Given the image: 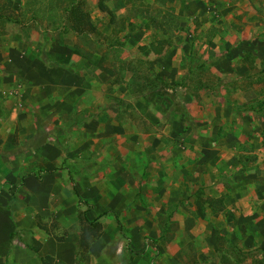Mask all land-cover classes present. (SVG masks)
Here are the masks:
<instances>
[{"label": "crops", "instance_id": "obj_1", "mask_svg": "<svg viewBox=\"0 0 264 264\" xmlns=\"http://www.w3.org/2000/svg\"><path fill=\"white\" fill-rule=\"evenodd\" d=\"M90 1L0 0V175L16 180L26 174V161L71 159L91 147L105 159L100 149L111 141L120 161L112 206H142L133 200L141 191L156 210L146 221L166 217L170 237L178 233L174 239L184 240L196 261L223 264L225 254L227 264H264V28L252 27L256 0H177L173 31L186 38L160 49L131 40L129 55L110 71L105 56L76 43L78 33L90 36L93 19L101 22L99 32L115 30L113 12L101 0L91 10ZM126 26L151 34L145 14L131 15ZM225 30V42L218 33L208 42L193 38ZM111 43L105 37L99 46ZM192 47L222 51L197 56L196 65ZM124 62L151 68L120 67ZM11 160L22 161L21 170ZM14 213L4 219L0 264H43L45 255L50 264H108L105 228L87 247L78 242L89 235L74 233L38 253L12 245L16 227L35 225ZM219 239L235 247L224 250ZM181 246L169 243L166 255L176 256Z\"/></svg>", "mask_w": 264, "mask_h": 264}, {"label": "rangeland", "instance_id": "obj_2", "mask_svg": "<svg viewBox=\"0 0 264 264\" xmlns=\"http://www.w3.org/2000/svg\"><path fill=\"white\" fill-rule=\"evenodd\" d=\"M88 4L91 10L98 8L97 1L92 0ZM101 4L106 7L108 13L113 12L111 17L114 16V20L116 19L115 30L101 33L98 29L101 22L98 19H93L90 36L87 33H78L76 43L89 45L87 49L93 54L105 56L109 71L112 70L111 67L114 68L117 65L113 62L115 59H119L122 55H129L131 47L128 46L131 40H151L160 49L166 40L176 38V36L181 39L186 38L184 33L173 31L178 26L175 14L177 0H101ZM251 7L252 12H255L256 15L252 27L264 28V0H256L251 4ZM77 8L78 6H75V9ZM123 10L125 13L120 16L114 14L116 11ZM134 14H145V17L149 19L152 27H148L147 30L151 32L150 35H146L147 31L144 32L142 29L134 32L131 27L126 26L130 16ZM74 20L79 22L80 19L74 18ZM73 25L74 28H77L76 22ZM78 29L81 30L80 27ZM218 29L217 31H219ZM217 33L222 40L229 34L226 30L214 33L202 32L193 33V38H201L202 35L203 40L208 42L211 34L217 35ZM74 35H76L75 32ZM105 37L115 44L111 43V46L100 48L99 41ZM231 40L233 41V39ZM116 45L118 47H114ZM212 51L208 48L203 50L200 47L197 49L192 47L190 57L196 59H192V61L198 65L197 56L211 57L220 54L222 49H216L215 53ZM119 66L122 68L138 66L140 71L141 67L143 70L151 68V65L125 62L120 63ZM153 77L155 78L151 82L157 87L160 84L158 83L160 79L155 75ZM255 105H257L256 100L252 102V107ZM240 112L242 111L239 110ZM80 140L81 138H78V142ZM70 143L68 152L71 147ZM95 146L97 147V145ZM246 147L248 146L245 144L241 145V148L246 149ZM102 148L100 150L108 153L105 159L101 157L100 151L95 152L91 147L84 152L79 150L74 154L75 158L71 159L26 161V174L24 177L17 176L16 180L9 181L8 177L0 175V242L3 240L2 235L5 232L3 230L6 226L4 219L9 220V217H15L14 209H16L27 219H33L35 225L29 224L31 226L29 227L26 224L16 227L11 234L12 245L33 252L39 253L43 249L50 251L54 245L61 246L66 243V240L74 239V233L89 235L84 240V247H87L90 244V239L98 238L105 228L106 244L104 247L107 250L108 264H130L131 260L137 261V264H205L195 260L196 256L192 255L188 245L185 246L184 240L174 239L178 233H171L170 237L169 223L166 217L154 218L149 223L146 221L148 211L150 209L156 211L148 207L150 203L146 194L140 191L133 199L134 201L139 199L142 206H129L122 209L112 206L118 197L119 177L116 175V166L120 161L118 162L115 157L117 147L113 142L108 141ZM14 162L13 160L9 161L10 166L15 167L18 163L19 168L23 164L22 161ZM63 170H68L69 174H61L60 172ZM41 173H45V176H42ZM52 189H57V192H52ZM95 204L101 206L94 207ZM218 205V203L215 204L216 208ZM252 206L253 212L259 208L256 203ZM99 215L104 219L103 224L99 221ZM89 219H93V221L90 222ZM81 242H78V248ZM169 243L177 247L182 245L180 252L171 258L166 255L168 248L165 246H168ZM219 246L224 250L235 247L227 239H219ZM227 259L225 254H222L223 264L228 263ZM206 264H210V262L206 261Z\"/></svg>", "mask_w": 264, "mask_h": 264}, {"label": "trees", "instance_id": "obj_3", "mask_svg": "<svg viewBox=\"0 0 264 264\" xmlns=\"http://www.w3.org/2000/svg\"><path fill=\"white\" fill-rule=\"evenodd\" d=\"M99 6L103 8V5L101 4V2L99 3ZM89 24H90V26H91V23H89ZM84 240H85V239H84ZM84 240L81 239L80 242L82 241L81 243L84 244V242H85ZM51 261H52V259H51L49 256H43V257H42V262H43V264H50Z\"/></svg>", "mask_w": 264, "mask_h": 264}]
</instances>
